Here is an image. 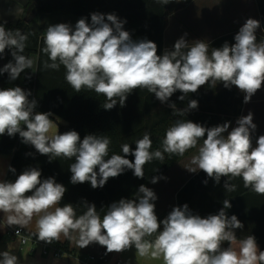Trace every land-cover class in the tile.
I'll return each instance as SVG.
<instances>
[{
  "label": "clouds",
  "instance_id": "clouds-1",
  "mask_svg": "<svg viewBox=\"0 0 264 264\" xmlns=\"http://www.w3.org/2000/svg\"><path fill=\"white\" fill-rule=\"evenodd\" d=\"M166 5L171 0H157ZM178 2V0H177ZM126 20L114 13H91V22L80 18L73 27L69 23L47 26L42 36L40 51L47 56L45 70L65 69V80L79 93L92 90L106 99L102 108L112 110L118 103L125 106L128 95L136 89H146L162 104H167L174 116L185 117L198 109L195 99L187 107L177 108L170 98L179 91L180 101L202 86L215 88L223 84L226 89L235 86L244 93L249 103L264 87V39L257 42L260 21L248 18L234 36L221 47L211 48L205 40L189 43L187 33L176 40L173 50L165 49L158 55L157 44L148 39L133 40L124 30ZM30 34L6 29L0 23V59L10 50L12 60L0 67V75L8 74L10 81L33 67V59L24 55ZM31 79L29 75L27 77ZM31 90L20 86L0 89V136L14 137L34 147L49 162L57 158L73 160L70 164V183H90L93 189L103 188L110 178L132 170L136 178H144V166L153 159L163 161L164 153L183 156L190 149L197 153L185 168L190 173L202 170L206 176L228 192L236 191L231 179L242 178L245 188L264 195V135L255 140L257 125L253 113L241 116L236 126L231 122L206 127L187 119H177L166 129L162 151H151L150 133L145 132L135 142L133 150L128 143L121 145L122 155L111 154V139L106 135L87 134L81 139L76 130L60 133L52 112L36 111L38 102L30 99ZM203 141L200 144V141ZM26 155H32L27 153ZM131 155L134 161L127 157ZM98 169V171H97ZM8 171L16 169L9 165ZM0 175V212L4 214L2 226L28 227L35 218L38 240L51 244L61 237L74 241L79 248L97 243L106 253L123 252L132 247L139 257L162 260V264H264V251L258 247L254 235L237 239L236 229L243 223L236 215L230 217L226 209L230 200H223L217 214L201 217L190 210L187 203L174 206L160 220L156 214L153 189L140 185L135 198H121L107 206L103 217L94 203L82 202L86 209L77 215L76 208L60 205L66 187L55 177L42 179L36 167L24 169L14 181ZM162 176H153L155 184ZM203 183L206 185L208 180ZM162 226V230H161ZM19 234V230H17ZM154 239H146L153 237ZM227 242V247L225 243ZM0 264H20L19 258L8 249L0 252Z\"/></svg>",
  "mask_w": 264,
  "mask_h": 264
},
{
  "label": "trees",
  "instance_id": "trees-1",
  "mask_svg": "<svg viewBox=\"0 0 264 264\" xmlns=\"http://www.w3.org/2000/svg\"><path fill=\"white\" fill-rule=\"evenodd\" d=\"M119 1L28 0L18 21L0 20V23H3L6 29H19L22 33L30 34L23 54L33 59L34 64L31 69H26L21 73V76L15 81H10L8 74L4 73L0 77L1 84L5 88L15 86L32 88L33 98L38 102L36 111L52 112L53 116L67 121L66 125H62L60 133L76 130L81 139L87 134L108 136L111 139L109 155L113 153L122 155L121 145L124 143L130 144L134 150L135 142L141 139L145 132L150 133L151 151L157 149L162 151V140L166 129L177 119L191 120L206 127L232 122L234 117L207 114L206 112H192L190 116L179 117L169 111L153 119L146 114L145 97L149 93L146 89H136L128 95L125 106L121 107L118 103L112 110H105L101 106L106 99L103 95H97L94 91L87 89H82L77 93L72 89L65 80L63 66L58 71L44 69L43 63L48 59L40 51L43 46L41 38L44 34L34 26V23L46 12L73 14L86 19H91L93 12L105 15L114 13L121 20L127 21L124 24V30L130 32L133 40L146 38L155 42L158 49L157 54L162 55L164 8L162 7L159 13L156 12L154 8L156 0H136L132 4ZM187 1L178 0L175 6L180 7ZM132 10H136V12H132ZM262 13L264 16V7ZM148 28H152L153 31ZM261 39L264 38L257 36V42ZM3 57L7 59V63L12 60L10 50L6 49ZM29 75L31 79L27 78ZM72 110H82V114L74 115ZM199 143L201 144L203 141L201 140ZM192 150L190 149L183 156H169L164 153L163 161L153 159L145 164L143 179L136 178L132 170H126L118 177L110 178L103 188L93 189L88 182L76 185L70 183L72 174L69 171V166L74 162V159L57 158L49 162L48 156L40 155L31 145L23 144L19 134L14 137L0 136V152L11 155L9 165L16 169L15 174L7 170L5 180L14 181L24 169L36 167L41 170L42 179L50 176L55 177L57 183L66 187L67 191L58 206L70 203L76 208L77 215H81L86 210L83 208L82 202L87 201L96 205L101 218L107 211V206L112 202L119 201L121 198H132L140 185L146 186L151 182L153 176H160ZM27 153H32V155H26ZM127 158L134 161V157L131 155ZM205 179L208 180L206 185L203 183ZM224 179L222 178L220 183L216 184L200 170L179 190L178 206L187 203L194 214L206 217L209 214H217L223 207L224 199L230 200L232 206L226 209L227 215L229 217L233 214L236 215L244 225L243 229L235 230L237 239L254 235L260 244V250L264 251V195H258L245 188L242 178L231 179L230 183L236 185V191L228 192L223 187ZM33 234L36 236L35 233ZM51 244L66 252L70 249L68 239L53 241ZM105 253L106 248H104L102 258L108 256Z\"/></svg>",
  "mask_w": 264,
  "mask_h": 264
},
{
  "label": "crops",
  "instance_id": "crops-1",
  "mask_svg": "<svg viewBox=\"0 0 264 264\" xmlns=\"http://www.w3.org/2000/svg\"><path fill=\"white\" fill-rule=\"evenodd\" d=\"M28 0H0V20L18 21L23 13L24 6ZM180 1V0H179ZM120 3L132 4L136 0H120ZM177 0H171L170 3L162 5L154 1L156 12H160L163 7L165 10V20L163 27V47L162 54L165 49L173 50L174 43L177 39L187 33L185 39L191 43L193 40H205L209 43V53L211 48H218L225 41L229 44L234 43V36L239 28L248 18L257 19L260 21V29L256 35L264 38V16L262 9L264 0H188L184 5L176 7ZM136 10H132V12ZM122 13V11H121ZM50 14V15H49ZM52 16L54 19L60 20L58 23H69L73 27L81 18L73 14H63L61 12H46L39 19ZM62 20V21H61ZM91 22V19H87ZM41 21V20H40ZM42 23L43 28H47V22ZM57 24V23H55ZM39 30V28H37ZM45 30L41 32L44 34ZM148 30L153 31L152 28ZM147 35V34H146ZM260 41V40H259ZM258 41V42H259ZM7 63V59H0V67ZM1 77V75H0ZM5 88L0 82V89ZM25 90H31L33 99V89L22 86ZM181 95L179 91L173 94L170 98V103L174 102L177 108L187 107L188 100L195 99L199 103L198 109L192 112H206L207 114L223 115L234 117L235 119L230 124V129L236 126V120L249 111L253 113V122L257 125V129L253 134V146L258 136L264 135V87L256 92L249 103H244V93L240 92L235 86L231 89H226L223 84H217L215 88L209 85L202 86L196 93L189 94L184 101H180L178 97ZM147 116L157 118L167 112H172L167 104H162L158 101L154 94L147 93L146 97ZM75 101V100H73ZM74 115L82 114V110H72ZM85 111L83 112V114ZM58 116H53L56 119ZM60 118V117H59ZM61 122L56 121L58 130L61 131L62 125H66V120L60 118ZM202 144V143H201ZM197 153L194 148L186 156L176 161L168 170L160 176L167 179H160L157 183L149 182L146 186L153 189L158 199L155 201L156 214L160 220H163L174 206H178L179 190L198 172L190 173L185 168L190 161V158ZM11 155L0 152V175L5 180L9 167ZM132 198H135L134 196ZM203 217V216H201ZM4 214L0 212V221H3ZM16 226H11V228ZM8 226L0 225V252L10 249L14 255L19 258L20 264H82V259L91 254L102 256L104 253L103 246L97 243L90 244L85 248H79L74 241L69 240V251L62 250L60 256L51 254H43L41 249L31 251L26 245H22L19 238L8 232ZM28 232L35 233V218L33 222L26 228ZM162 230V226H161ZM146 239H154L146 237ZM61 241L67 239L61 237ZM239 240V239H238ZM260 249V244L257 242ZM227 247V242L224 245ZM59 248V247H58ZM109 257L118 259L122 264H162V260L152 259L150 257H139L136 255L135 247L129 250L117 253H108Z\"/></svg>",
  "mask_w": 264,
  "mask_h": 264
},
{
  "label": "built area",
  "instance_id": "built-area-1",
  "mask_svg": "<svg viewBox=\"0 0 264 264\" xmlns=\"http://www.w3.org/2000/svg\"><path fill=\"white\" fill-rule=\"evenodd\" d=\"M17 230H19V234H17ZM8 232L10 234L19 238L22 245H26L30 248L31 251H35L38 248L41 249L43 254H53L55 256H60L62 254V250L57 246L52 244L45 243L43 241L38 240L33 233L28 232L24 228H19V226L8 228ZM82 264H122L120 260L114 259L113 257H98L93 254L88 255L82 259Z\"/></svg>",
  "mask_w": 264,
  "mask_h": 264
},
{
  "label": "rangeland",
  "instance_id": "rangeland-1",
  "mask_svg": "<svg viewBox=\"0 0 264 264\" xmlns=\"http://www.w3.org/2000/svg\"><path fill=\"white\" fill-rule=\"evenodd\" d=\"M49 15H50V14H49ZM49 15H46V18H44V19H39L37 22L34 23V26H35L36 28H39V31L45 30V28H43L44 26H42V25H43L42 20H45V21L48 23L47 25L55 24V23L60 22V20H58V19H54V18L52 17V16H54V15L48 17ZM40 20H41V21H40ZM45 21H43V22H45ZM61 21H62V20H61ZM91 253H93V252H88L87 254H90V255H91ZM95 255H97V254H95Z\"/></svg>",
  "mask_w": 264,
  "mask_h": 264
}]
</instances>
